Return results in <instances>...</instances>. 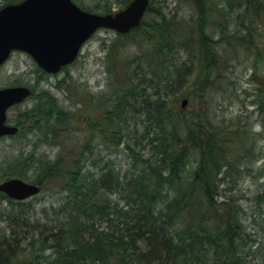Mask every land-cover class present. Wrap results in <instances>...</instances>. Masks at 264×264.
<instances>
[{
    "label": "trees",
    "instance_id": "obj_1",
    "mask_svg": "<svg viewBox=\"0 0 264 264\" xmlns=\"http://www.w3.org/2000/svg\"><path fill=\"white\" fill-rule=\"evenodd\" d=\"M188 1L197 16L193 34L182 31L176 15L149 6L138 27L108 44L105 90L97 95L86 90L79 118L64 113L47 91H33L30 105L23 103L14 119L17 134L37 131L41 144L57 148L56 155L15 150L0 162V181L38 184L57 195L60 205L50 225L37 233L22 204L0 193L10 203L0 264H259V256L264 259L261 248L252 250L254 240L239 219L244 213L239 198L221 187L233 169H244L242 161L254 159L255 134L247 124L220 121L194 107L203 99L211 108L210 93L225 92V63L235 49L253 51V64L258 61L252 39L264 33L255 32L264 0L212 4L220 30L215 40L205 32L207 0ZM80 8L113 12L110 3L99 10ZM238 20L241 25L230 35L229 22ZM130 46L138 53L126 59L122 54ZM178 48L194 61L176 59ZM252 103L264 113V76ZM150 129L154 144L144 149L139 137ZM233 144L243 152L237 158L228 154ZM102 147H112L110 153L123 148L131 170L123 172L110 160L99 165L94 157ZM255 199L264 205V187Z\"/></svg>",
    "mask_w": 264,
    "mask_h": 264
},
{
    "label": "rangeland",
    "instance_id": "obj_2",
    "mask_svg": "<svg viewBox=\"0 0 264 264\" xmlns=\"http://www.w3.org/2000/svg\"><path fill=\"white\" fill-rule=\"evenodd\" d=\"M73 1L79 6L85 8L91 7L92 9L96 7L98 10L99 6L110 3L112 4V11H116L122 6L120 3H124V0ZM6 2L8 1H0V6ZM224 2V0H207L211 14L209 15L205 32L212 35L213 40L218 38L220 30L215 27L217 16L212 4ZM150 7L153 10L160 9L167 15L179 17L183 24L181 27L182 31L193 34L197 30L193 27L197 19L196 11L191 7V2L188 0H151ZM260 17H262L261 22L255 24L256 33L264 32V11H262ZM146 22H148V19H146ZM240 25L241 20H238L236 23L229 22L228 33L230 35L233 34L234 29ZM114 40L116 42L119 41L116 32L106 29L97 31L84 44L75 63L66 69H62L61 72L55 75L43 74L28 55L14 52L0 68V88L18 84L27 85L35 94L47 91L56 100L57 106L64 113L73 114L79 118L87 102L86 99L82 101L79 98L85 94L86 90L93 95L100 94L105 90V83L107 81V60L105 57L108 44ZM252 40V47L257 51V56H259L256 64H253L255 57L253 51H242L240 48L235 49L233 53L229 54L230 58L226 59L227 62L225 63L228 75L224 81L228 85L227 88L224 87L225 92L221 94L219 88L210 93L208 98L211 101V108H209V105L203 99L195 102L194 107L202 112L209 111L211 115H217V119L220 121L225 120L233 124L237 122L247 124L255 134L253 141L255 144L254 159L252 161H242L244 169L241 172L239 170V173L234 172L233 169V177L229 179L225 176L224 182H221V187L225 189V194L229 195L228 189H231L233 191L232 194L239 198V203L244 211L242 215L244 226L254 240V245L251 248L252 250H259L261 248L264 256V205L255 199L256 194L264 187V113L260 114L256 105L252 103L256 95L258 82L264 76V33L262 36L259 34L254 35ZM137 50L138 47H127L122 56L129 59L138 53ZM175 53L173 56L179 59L180 62L189 63V60L194 61V59H191L189 55L179 48ZM254 66L256 70H254ZM183 99H188V97H184L181 100ZM26 103L30 105V99H27ZM22 107L23 104L14 106L8 110V123L14 124L15 116L20 109L22 110ZM186 108L187 110L191 109L189 105ZM39 136L40 134L37 131L29 132L26 129L22 134H17V136L0 139V162L8 158L15 150L21 148L24 154L28 153L29 150H33L37 154H45L50 159H53L57 148L41 144L38 140ZM23 145H28L29 147H23ZM233 147H235V150H233L232 154H230L231 151H228V154L237 158L238 155L243 153L242 149L239 144H233ZM102 148L100 149V154L94 157L99 165L106 160H110L122 171L129 169L130 161L126 157L123 148H119L115 153H110L112 147ZM192 157L196 158L195 155ZM222 176L223 173L220 177ZM52 193L51 190L43 189L36 196L20 201L23 209H26L29 213L28 222L39 223L43 228L50 225L48 219L53 217V210L58 209L60 205V198ZM9 209L10 203L4 202L0 198V239L2 235H8L9 232V224L4 217ZM258 263L264 264L262 256H259Z\"/></svg>",
    "mask_w": 264,
    "mask_h": 264
},
{
    "label": "water",
    "instance_id": "obj_3",
    "mask_svg": "<svg viewBox=\"0 0 264 264\" xmlns=\"http://www.w3.org/2000/svg\"><path fill=\"white\" fill-rule=\"evenodd\" d=\"M150 0H132L113 14L81 10L71 0H24L0 9V66L12 51L24 52L45 73L56 74L72 64L84 43L99 29L127 34L141 24ZM26 86L0 89V138L15 135L17 127L6 125V112L30 96ZM187 100L183 99L184 108ZM40 192L37 184L19 178L0 183V193L23 201Z\"/></svg>",
    "mask_w": 264,
    "mask_h": 264
},
{
    "label": "bare ground",
    "instance_id": "obj_4",
    "mask_svg": "<svg viewBox=\"0 0 264 264\" xmlns=\"http://www.w3.org/2000/svg\"><path fill=\"white\" fill-rule=\"evenodd\" d=\"M203 15H204V11H203ZM171 99V98H170ZM172 100V99H171ZM187 100V99H186ZM136 117H138V116H136ZM154 138H155V132H153L151 129L150 130H148L147 132H145V134H144V136L141 138V136L139 137V140H140V144H141V146H145L146 148H144V149H150L151 148V146L154 144L153 143V141H154ZM185 167L186 168H189V169H191L192 170V167H190L189 166V163H186V165H185ZM225 168H226V166H225ZM131 170V165H130V167H129V169L128 170H125V171H130ZM209 170L211 171L212 170V167L211 168H209ZM223 170H224V168L222 167V169L219 171V172H217V178H220V176H221V174H222V172H223ZM228 170V169H227ZM125 171H123V172H125ZM222 181V180H221ZM222 182H224V181H222ZM226 183V182H225ZM57 215H59L58 213H57ZM242 215H243V213H241L240 214V216H239V219H240V221H241V223H242V226L245 228V226H244V222H243V220H242ZM33 224V225H32ZM31 225V228L30 229H32V230H36L37 231V233H39V230H40V228H41V225L39 224V223H32ZM246 229V228H245ZM32 235L34 236V235H36L35 234V232H33L32 233Z\"/></svg>",
    "mask_w": 264,
    "mask_h": 264
},
{
    "label": "flooded vegetation",
    "instance_id": "obj_5",
    "mask_svg": "<svg viewBox=\"0 0 264 264\" xmlns=\"http://www.w3.org/2000/svg\"><path fill=\"white\" fill-rule=\"evenodd\" d=\"M9 4H11V3H9Z\"/></svg>",
    "mask_w": 264,
    "mask_h": 264
}]
</instances>
